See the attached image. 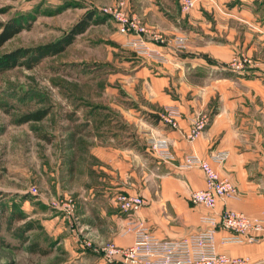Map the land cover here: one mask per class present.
<instances>
[{"label":"crops","instance_id":"crops-1","mask_svg":"<svg viewBox=\"0 0 264 264\" xmlns=\"http://www.w3.org/2000/svg\"><path fill=\"white\" fill-rule=\"evenodd\" d=\"M126 2L164 61L129 51L125 44L131 35L120 34L114 21L83 1L89 9L87 30L99 32L86 42L98 51L107 84L93 92L95 102L66 92V107L57 106V113L68 110L62 117L73 138L65 157L67 175L50 183L57 194L51 196V210L43 195L20 203L25 216L20 224L30 225L20 245L30 255L58 257L53 264H103L97 243L130 246L129 221L147 226L159 239H180L207 228L201 219L225 209L249 217L264 213V0H195L186 12L177 0ZM177 39L185 40L184 48L175 46ZM235 55L253 63L232 70L228 64ZM53 107L45 108L46 116ZM165 108L179 112L173 125L161 118ZM200 115L207 123L189 139ZM153 139L166 140L171 161L158 158ZM187 154L207 160L237 195L218 199L212 209L191 204L189 195L204 188V176L198 168H179ZM119 194L139 195L145 204L134 213L122 212L115 201ZM229 235L217 231V252L264 264V242L222 243ZM30 247L47 253H31Z\"/></svg>","mask_w":264,"mask_h":264},{"label":"rangeland","instance_id":"rangeland-1","mask_svg":"<svg viewBox=\"0 0 264 264\" xmlns=\"http://www.w3.org/2000/svg\"><path fill=\"white\" fill-rule=\"evenodd\" d=\"M83 1L0 0V25L20 24L22 27L17 35L0 46V68H4L0 70V264H53L59 260L58 257L30 255L11 235L12 230L20 224L12 222L8 231L6 217L15 212L23 214L20 203H33L38 195L50 198L48 209L51 208V196L57 194H52L50 183L67 175L65 157L69 154L70 140L73 138L72 130L62 117L68 110L62 108L63 111L57 113V106L66 107V98L63 97L66 92H74L87 101L95 102L97 97L93 92L105 88L107 84L105 79H101L105 72L98 68L96 58L100 55L97 50L90 49L86 42L88 37L98 36L99 32L91 26L87 30V27V31L63 52L46 58L33 69L19 66L12 53L61 38L86 17L89 9L84 7ZM191 1V7L183 10L180 0H177L179 9L189 11L195 4V0ZM87 2L93 8H98L95 10L98 15L101 8L122 6L131 11L147 29L126 0ZM101 16L104 17L103 14ZM2 34L0 28V37ZM90 70L95 71L91 73ZM51 106L55 107L43 120L23 121ZM63 203L67 205L70 201L63 200ZM43 210L47 211L46 208ZM166 214L164 211L163 215ZM109 243L112 242H99L97 245L102 248Z\"/></svg>","mask_w":264,"mask_h":264},{"label":"built area","instance_id":"built-area-1","mask_svg":"<svg viewBox=\"0 0 264 264\" xmlns=\"http://www.w3.org/2000/svg\"><path fill=\"white\" fill-rule=\"evenodd\" d=\"M183 10H188L191 0H180ZM101 14L114 21L118 32L131 35L125 46L138 56L154 61H164L157 46L147 38L148 30L139 23L133 13L118 8H101ZM178 49L185 47L184 39L174 42ZM253 62L246 56H233L228 64L232 70H243ZM179 117V112L173 108H165L161 118L171 125ZM207 123L206 117L196 119L192 123L189 139L196 137ZM151 149L161 161L168 162L173 156L167 149L166 140L153 139ZM216 157L215 160L223 159ZM180 169L198 168L204 176V188L192 191L189 201L193 205L214 208L218 199L233 198L237 195L235 186L228 180L220 178L209 162L194 154H187L179 165ZM115 201L120 211L134 213L145 204L139 195L119 194ZM66 210V209H65ZM202 222L208 227L189 234L180 239H159L143 224L129 221L127 232L132 231L133 242L130 246L119 247L113 243L100 248L103 264H251L246 257H231L217 252L215 236L218 230L230 232L223 237L222 243L259 244L264 242V213L257 217H249L241 212L225 209L218 216L203 217Z\"/></svg>","mask_w":264,"mask_h":264},{"label":"trees","instance_id":"trees-1","mask_svg":"<svg viewBox=\"0 0 264 264\" xmlns=\"http://www.w3.org/2000/svg\"><path fill=\"white\" fill-rule=\"evenodd\" d=\"M88 20L89 16L87 15V17L78 22L71 30H69L58 40L48 44L17 50L16 52L12 53V58L14 57L16 61H18L17 64L23 67L24 69H33L37 67L46 58L53 57L63 52L69 44L73 43L76 36L82 34L86 30L89 25ZM0 28H2L3 30V34L0 37V46L8 39H11L15 35H17L22 29L20 24H4L0 25ZM3 69L0 68L1 71H3ZM45 116L46 110L43 109L37 111L31 116L24 118L23 121H40ZM69 119L71 120V117H69ZM24 219L25 216L21 212H15L14 215L9 214L8 217H6L8 227L7 230L10 229L12 222H17L18 224H20ZM29 228L30 225L27 223H23L22 225L20 224L18 227L12 230L11 235H13V237L16 238L20 243H25L27 239L25 234L29 230ZM28 250L31 253H39L40 255H45L47 253L43 251L41 253L37 252L35 247H30L28 248Z\"/></svg>","mask_w":264,"mask_h":264}]
</instances>
